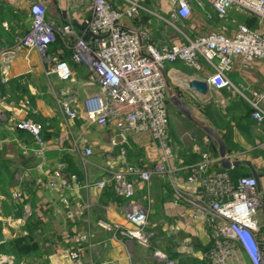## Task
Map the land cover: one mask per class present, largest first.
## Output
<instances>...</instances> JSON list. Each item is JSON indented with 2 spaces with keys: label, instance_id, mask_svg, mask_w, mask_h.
I'll use <instances>...</instances> for the list:
<instances>
[{
  "label": "crops",
  "instance_id": "obj_1",
  "mask_svg": "<svg viewBox=\"0 0 264 264\" xmlns=\"http://www.w3.org/2000/svg\"><path fill=\"white\" fill-rule=\"evenodd\" d=\"M110 1L119 8L126 7L130 1L139 3V15L132 19L123 18L121 24L136 29L146 27L148 35L143 41L157 47L170 43L183 44L198 35L220 30L222 26H226V32L232 33L239 22L252 28L256 26L255 16L233 9L225 19L218 18L206 0H189L191 16L177 20L170 19L168 0ZM42 2L46 7V17L56 26L71 23L76 35L91 38L81 23L82 18L92 12L91 0ZM28 25V5L23 0H0V65L9 57L6 78L0 82V158L6 161L13 173L10 179H5L4 188L0 183V246L28 235L40 249L36 258H32L33 264L41 263L42 256L45 264H70L66 252L73 244L69 236L87 232L89 243L83 247L80 264H167L154 255L156 250L164 253L174 264H207L203 257L209 245L205 223L192 219L185 206L173 205L174 193L167 183L164 184L163 178L156 180L151 177L146 185L138 182L136 186V196L142 198L148 207V227L156 231L157 239L146 247L119 233L122 229H130L131 225L123 216L126 200L116 195L112 187V173L120 167L111 162L118 154V146L110 142L113 131L111 127L101 128L86 121L81 112L73 123L66 124L58 103L59 89L70 84L76 91L74 103L80 105L81 99L92 90L83 84L89 69L82 63L72 61L74 39L57 27L58 38L50 45L48 55L66 60L72 68L74 80L64 83L54 75H46L40 54L18 43ZM64 39L72 41L68 50L63 47ZM163 73L168 87V135L175 154L173 159L166 162V167L172 173L173 182L183 185L186 168L198 161L203 152H209L219 159L212 164V169H225L220 164L217 141L202 128L207 126L222 138L230 161L251 162L260 186L264 187V162L261 157L250 158L238 154L240 151L250 152L254 147L264 148L263 143H248L244 133V117L231 119V114H227L228 122L225 121L220 128L199 122L202 117L206 119V114L201 110L204 106H194L188 94L192 92L188 82L192 79L205 82L210 72H196L176 61L166 63ZM226 77L235 87L232 92L215 90L207 84L206 92H193L210 108L219 103H238L251 109L246 96L252 90L264 89V60L255 59L244 65L241 58L236 57ZM172 98H176L189 111L190 117L173 103ZM25 117L42 125V135L47 143L43 159L31 154L30 148L36 145L30 135L13 129V122ZM76 137H81L91 147V155L83 157L74 151L72 142ZM140 154L151 161L161 159L159 150L147 137L134 136L130 138L126 161L140 165L137 162L142 157ZM245 169L252 175L248 166L242 164L226 170L236 179L233 175ZM55 171L61 177L75 175L79 181L89 183L105 180L106 185L101 190L90 186L58 191L48 185ZM14 191L20 193L19 198L13 196ZM260 213L264 216V200ZM42 250H46V253H42ZM0 264H27V259L0 250Z\"/></svg>",
  "mask_w": 264,
  "mask_h": 264
},
{
  "label": "built area",
  "instance_id": "obj_2",
  "mask_svg": "<svg viewBox=\"0 0 264 264\" xmlns=\"http://www.w3.org/2000/svg\"><path fill=\"white\" fill-rule=\"evenodd\" d=\"M23 1L28 5L29 25L18 43L40 54L46 75H54L64 83L74 80L66 60L48 55L50 45L56 40L57 27L74 39L71 59L88 67L89 74L83 84L92 90L78 105L74 103L75 88L70 84L62 86L58 91V103L63 119L66 124L73 123L81 112L86 121L101 128L111 127L110 142L118 146V154L111 162L120 165L112 173V187L116 195L126 200L123 216L131 225L130 229H122L119 233L141 246H150L157 239V233L148 227V207L136 196V186L138 182L146 183L151 171H143L126 161L130 138L145 136L159 150L161 159L154 165V171L175 157L168 135V87L164 66L180 61L196 72H210L205 78L210 88L232 92L235 87L227 79L226 72L232 69L234 59L240 57L244 65L255 59L264 60V0H206L218 18L225 19L233 9L255 16L256 26L252 28L239 22L232 33L222 26L220 30L198 35L186 43L160 47L143 41L148 35L146 27L136 29L121 24L123 18L139 15L141 7L135 1L119 8L110 0H91L92 12L81 22L90 39L76 35L71 23L56 26L46 17L42 0ZM168 1L171 20L191 16L189 0ZM5 60L0 65V82L7 75L9 57ZM246 100L253 118L264 119V89L252 90ZM13 129L27 132L36 145L30 148L31 154L44 158L47 143L41 123L25 117L13 122ZM72 144L81 156L92 154L91 147L81 137L74 138ZM217 160L209 152L201 153L199 160L186 168L184 183L175 191L172 203L185 206L192 219L205 223L209 245L203 257L207 264H264V216L260 213L264 187L258 189L252 175L233 179L226 169H212ZM54 174L48 185L58 191L90 186L101 190L106 185L105 180L89 183L79 181L75 175L66 178L58 171ZM13 196L19 198L20 193L14 191ZM69 241L73 244L66 252L70 264H80L89 234L73 233ZM154 255L167 264H174L161 251L156 250Z\"/></svg>",
  "mask_w": 264,
  "mask_h": 264
},
{
  "label": "rangeland",
  "instance_id": "obj_3",
  "mask_svg": "<svg viewBox=\"0 0 264 264\" xmlns=\"http://www.w3.org/2000/svg\"><path fill=\"white\" fill-rule=\"evenodd\" d=\"M56 35H57V31H56ZM58 38V36H56ZM64 41H66L64 39ZM72 41H66L64 44L67 50L70 48ZM190 88V87H188ZM192 90V92L188 93L190 95V99L192 100V103H194L195 107H199L200 105L204 106L201 110L205 116V118L208 120L209 124L207 123L206 119H204L203 117L200 119V123L203 125H212L216 128H220L221 126L225 125V121L228 122V120H226L225 115L227 114H231L230 118L232 119L233 117H244L245 122L243 121V123L246 124V129L244 131V133L246 134V138L248 143H250L251 145H254V143H258L264 144V135L262 134V130L264 131V119H262L261 121H258L256 119L253 118L252 116V108L249 109L246 106H242L238 103H226V104H214L215 106H213V108L208 107V104H204L203 99H199L196 97V95L193 92V88H190ZM249 95V94H248ZM189 97V96H188ZM249 97V96H246ZM211 105V104H209ZM262 109H264V106L262 107ZM211 114V115H210ZM211 117V118H209ZM227 127V125H226ZM230 129L232 130V125H230ZM228 131V133L231 132ZM257 141V142H256ZM254 146H252L253 148ZM237 150V149H236ZM46 153V152H45ZM238 154L240 155H245V156H249L250 158H256V157H261L262 161L264 162V148L261 149H257V148H253L249 151H240L238 152ZM142 155V154H140ZM139 155V156H140ZM135 155H134V161H135ZM140 160V161H139ZM136 162V161H135ZM137 162H140L141 164L139 165L138 163L135 164L136 166L139 165L141 170L143 171H151L150 172V177L149 180L151 179V177H154V179H160L163 178L164 179V184L167 185V187H171L173 193L175 194V191H179L181 189V187L179 185H177L176 183L173 182V178H172V173L168 170V168L165 166H162L159 170H153L154 165L156 164L157 161H151L148 159L144 158V155H142V157L137 159ZM138 167V166H137ZM262 167H264V164L262 165ZM262 169V168H261ZM243 175H251V173L245 169L241 172H237L236 174L233 175V177H238V176H243ZM149 180L147 182H149ZM146 182V183H147ZM145 183V185H146ZM42 253H46V250H42ZM43 255V254H42ZM36 260V259H35ZM42 260V261H41ZM41 263L39 264H45L43 262V256L41 257ZM30 262H32L31 264H33L32 259L30 260Z\"/></svg>",
  "mask_w": 264,
  "mask_h": 264
},
{
  "label": "trees",
  "instance_id": "obj_4",
  "mask_svg": "<svg viewBox=\"0 0 264 264\" xmlns=\"http://www.w3.org/2000/svg\"><path fill=\"white\" fill-rule=\"evenodd\" d=\"M6 161L0 158V183L3 188L5 186V179H10L13 175L11 169L8 168V164H5ZM1 188V185H0ZM0 250L13 254L18 258L24 257L27 259V264H31L30 260L38 255L39 247L33 242L32 237L26 235L22 238L10 240L5 245L0 246Z\"/></svg>",
  "mask_w": 264,
  "mask_h": 264
},
{
  "label": "water",
  "instance_id": "obj_5",
  "mask_svg": "<svg viewBox=\"0 0 264 264\" xmlns=\"http://www.w3.org/2000/svg\"><path fill=\"white\" fill-rule=\"evenodd\" d=\"M188 87L193 88L194 90H202L204 92L207 91V85L206 82L204 81H199L196 79H192L188 82ZM173 101V103L183 112L185 113L188 117H190L189 111L176 99V98H172L171 99ZM192 119V118H191ZM204 131H206V133L210 136H212L218 143L219 146V158H220V164L223 168L225 169H230L232 167H235L239 164L242 165H246L248 166V168L250 169V171L252 172V176L255 177L256 181H257V188H260V183H259V179H258V175L256 172V169L254 168V166L251 164L250 161L247 160H234V161H230L227 156H226V146L222 140V138L212 129H210L207 126L202 127Z\"/></svg>",
  "mask_w": 264,
  "mask_h": 264
}]
</instances>
